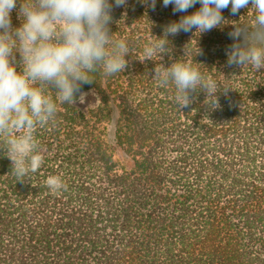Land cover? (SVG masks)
Listing matches in <instances>:
<instances>
[{
  "label": "trees",
  "instance_id": "1",
  "mask_svg": "<svg viewBox=\"0 0 264 264\" xmlns=\"http://www.w3.org/2000/svg\"><path fill=\"white\" fill-rule=\"evenodd\" d=\"M109 2L110 35L132 49L124 71L94 73L81 91L96 93L95 107L81 111L77 93L54 125L38 127V171L18 178L0 148V264H264V68L226 54L234 26L253 22L251 3L236 15L229 5L210 31L167 36L166 51L144 60L150 39L201 5L174 14L163 0L155 10L150 0ZM180 59L216 80L218 106L198 89L181 107L174 85L152 80L157 64ZM49 175L66 189L53 193Z\"/></svg>",
  "mask_w": 264,
  "mask_h": 264
},
{
  "label": "clouds",
  "instance_id": "2",
  "mask_svg": "<svg viewBox=\"0 0 264 264\" xmlns=\"http://www.w3.org/2000/svg\"><path fill=\"white\" fill-rule=\"evenodd\" d=\"M197 3V11L165 26L163 38L144 45V60L166 51L167 36L193 28L199 34L210 31L221 26L222 10L229 5L236 15L251 3L253 22L234 26L229 35L237 42L226 54L230 65L264 68V0H163L164 7L173 5L174 14ZM126 4L127 0H115L117 7ZM17 5L18 0H0V148L6 149L12 172L23 178L44 162L35 135L38 127L54 125L58 105L76 103L77 93L83 102L81 85L92 83L94 73L109 77L124 71L132 49L125 39L110 35L109 0H19L22 23L13 27L11 13ZM149 6L155 10L156 0ZM153 72L158 86H175L181 107L192 102L189 95L198 89L207 94V104L218 106L219 85L192 60L180 59L169 67L157 64ZM45 184L53 193L67 187L61 175H49Z\"/></svg>",
  "mask_w": 264,
  "mask_h": 264
},
{
  "label": "rangeland",
  "instance_id": "3",
  "mask_svg": "<svg viewBox=\"0 0 264 264\" xmlns=\"http://www.w3.org/2000/svg\"><path fill=\"white\" fill-rule=\"evenodd\" d=\"M85 94L84 100L83 102H80V99H78L76 105L77 107L83 111V112H87L89 109L95 107L98 104V97L96 95L95 92L93 91H88V92H83ZM113 124L114 122L112 121V123H109L107 125V130H108V134L110 135V137L113 136ZM115 155V160L119 163V165L128 168V157L124 154L123 151H121L120 149H117L114 152Z\"/></svg>",
  "mask_w": 264,
  "mask_h": 264
}]
</instances>
